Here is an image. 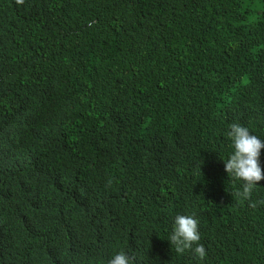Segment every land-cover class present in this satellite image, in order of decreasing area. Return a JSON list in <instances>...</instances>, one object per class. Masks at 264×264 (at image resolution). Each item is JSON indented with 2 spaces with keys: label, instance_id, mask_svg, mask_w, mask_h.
Instances as JSON below:
<instances>
[{
  "label": "trees",
  "instance_id": "1",
  "mask_svg": "<svg viewBox=\"0 0 264 264\" xmlns=\"http://www.w3.org/2000/svg\"><path fill=\"white\" fill-rule=\"evenodd\" d=\"M233 123L264 139V0H0V264H264Z\"/></svg>",
  "mask_w": 264,
  "mask_h": 264
},
{
  "label": "clouds",
  "instance_id": "2",
  "mask_svg": "<svg viewBox=\"0 0 264 264\" xmlns=\"http://www.w3.org/2000/svg\"><path fill=\"white\" fill-rule=\"evenodd\" d=\"M23 3V0H17ZM227 135L231 140V149L225 163V171L228 176L242 182L241 196L248 198L258 186V182L264 180L260 156L264 149V139L250 132L249 128L241 124L233 123ZM171 245L175 246L178 254L192 249L202 261L207 256V251L201 241L198 221L190 215H177L173 222L172 232L168 238ZM193 245L195 247L193 248ZM107 264H132L131 257L124 251L116 252Z\"/></svg>",
  "mask_w": 264,
  "mask_h": 264
}]
</instances>
